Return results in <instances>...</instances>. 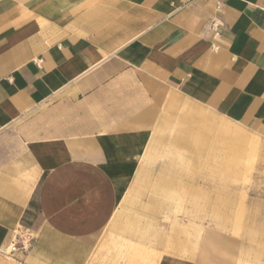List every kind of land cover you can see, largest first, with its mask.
I'll use <instances>...</instances> for the list:
<instances>
[{"label":"crops","instance_id":"0c3cea01","mask_svg":"<svg viewBox=\"0 0 264 264\" xmlns=\"http://www.w3.org/2000/svg\"><path fill=\"white\" fill-rule=\"evenodd\" d=\"M183 106L177 127L200 107L264 140V0H0V248L20 229L17 264H187L125 213Z\"/></svg>","mask_w":264,"mask_h":264},{"label":"rangeland","instance_id":"374dc122","mask_svg":"<svg viewBox=\"0 0 264 264\" xmlns=\"http://www.w3.org/2000/svg\"><path fill=\"white\" fill-rule=\"evenodd\" d=\"M197 108L213 117L212 132L225 122L264 145L244 128ZM186 109L175 111L155 129L141 173L125 196V213L139 222L142 248H151L158 258L187 264H264V231L258 225L264 222V159L247 150L227 169L222 153L214 157L216 168L211 163L213 133L199 149L195 143H175V130ZM215 197L226 202L228 216L214 222L210 201ZM214 233L220 237L216 247ZM256 255H263V260ZM0 264L17 263L0 256Z\"/></svg>","mask_w":264,"mask_h":264},{"label":"bare ground","instance_id":"6f19581e","mask_svg":"<svg viewBox=\"0 0 264 264\" xmlns=\"http://www.w3.org/2000/svg\"><path fill=\"white\" fill-rule=\"evenodd\" d=\"M210 119H205V122H207L203 126L199 125L198 127L197 115L194 112H189L184 118V125L177 127L175 130V143L184 145L187 143H195L196 149H199L208 144L207 142L211 137L210 134L213 133V136L211 137L212 143L210 145L214 148V154L212 155L211 163L216 168L218 160L216 161L214 157L218 155L217 157L219 158L222 153L225 154L226 160L225 163H223L227 169L237 165L240 158L243 159L247 150L254 151L261 159H264V145H259L261 142L258 143L255 138L249 137L240 129L236 127H229V125L224 123L219 124L218 127L215 128L214 132H212L213 130L211 122L209 121ZM197 130H199V132L196 134L195 132ZM219 199L220 198L215 197L212 201H210V214L214 222L217 219L220 220L228 216V205L226 202ZM258 225L260 230L264 231V222L261 221ZM256 258L263 260V255H256Z\"/></svg>","mask_w":264,"mask_h":264},{"label":"built area","instance_id":"2783aa9c","mask_svg":"<svg viewBox=\"0 0 264 264\" xmlns=\"http://www.w3.org/2000/svg\"><path fill=\"white\" fill-rule=\"evenodd\" d=\"M32 240L33 238L29 234L18 229L15 231L11 243L0 248V256L14 259L18 253H26L29 250Z\"/></svg>","mask_w":264,"mask_h":264}]
</instances>
